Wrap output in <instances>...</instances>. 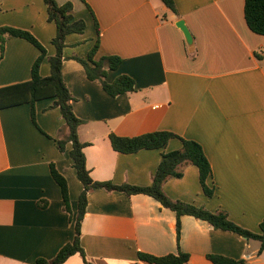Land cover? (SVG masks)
Returning a JSON list of instances; mask_svg holds the SVG:
<instances>
[{
  "label": "crops",
  "instance_id": "crops-1",
  "mask_svg": "<svg viewBox=\"0 0 264 264\" xmlns=\"http://www.w3.org/2000/svg\"><path fill=\"white\" fill-rule=\"evenodd\" d=\"M71 3L83 34L66 37L62 77L83 121L80 142L95 182L149 186L163 153L179 150L171 139L163 149L122 154L109 135L134 137L169 131L199 143L212 170L207 196L196 166L168 178L163 189L174 201L223 212L237 226L259 232L264 219V36L252 32L244 17L245 0H173L176 12L161 0H56ZM98 23V29L95 25ZM183 20L192 44L177 26ZM27 30L45 47L40 74L50 75L55 54L54 23L43 0H0V27ZM95 60L118 56L105 81L134 80L132 92L112 97L100 82L87 79L80 63L95 42ZM1 45V44H0ZM39 50L21 38L0 47V89L24 83ZM55 99L0 109V264H36L52 259L75 235L74 219L83 186L70 157L57 146L68 128ZM35 111V125L31 118ZM65 177L70 214L64 210L50 165ZM80 241L91 264H150L138 253L177 254L176 214L146 195L89 191ZM180 250L186 264H212L218 255L243 264H264L260 242L213 228L193 216L181 217ZM64 264H85L79 254Z\"/></svg>",
  "mask_w": 264,
  "mask_h": 264
},
{
  "label": "trees",
  "instance_id": "trees-1",
  "mask_svg": "<svg viewBox=\"0 0 264 264\" xmlns=\"http://www.w3.org/2000/svg\"><path fill=\"white\" fill-rule=\"evenodd\" d=\"M164 5L173 12H176L173 0H161ZM46 6L47 20L54 23L56 34L52 39L55 48L54 56L48 59L50 64V75L43 77L40 74V66L46 57L45 47L27 30L13 27H0V47L3 52L4 43L7 39L21 38L36 47L40 54L32 65L31 78L29 81L0 89V109L10 108L22 104H30L32 108L35 103L53 98L51 107L58 108L68 128V135L59 139L57 146L60 152H65L66 145L71 143L69 152L73 160V167L77 178L83 186L77 205V214L74 219L75 235L71 242L65 244L52 259L38 258L36 264H64L71 256L79 254L85 264H91L86 259L85 251L80 241L81 223L87 207V196L90 190L95 188L106 191H119L128 196L146 195L157 200L163 207L170 209L176 214V242L177 254H169L161 257L138 253V258L150 264H186L189 261V254L180 250L179 240L181 234V217L184 215L193 216L196 219L206 221L215 229L236 233L246 239H253L260 242V252L264 249V219L259 224V232L253 233L243 229L231 222L223 212H210L203 207L193 204L174 201L164 192L163 185L168 178L182 177V168L187 164L197 167L199 181L203 192L211 197L213 190L208 187L207 180L212 170L202 146L193 140L184 139L169 131H154L134 137H121L114 133L109 135L110 143L114 151L122 154H134L141 150L163 149L171 139H179L182 146L179 150L163 153L160 163L153 175L152 183L149 186L115 185L110 182H95L90 177L86 167L84 147L86 144L80 142L78 131L83 121L79 119L72 107L73 97L70 94L62 77L64 60V49L66 48V37L70 34H83L86 24L83 20H74L73 7L71 3L58 4L56 0H43ZM244 17L249 29L261 36H264V0H245ZM98 29V23L95 20ZM99 47L97 40L90 50L86 59L72 56L83 67L86 77L90 81L100 82L103 90L112 97L132 92L135 89L134 80L126 75L118 76L112 83H107L105 77L108 70H116L121 58L118 56H103L98 60L94 59ZM35 125V111L31 113ZM51 175L59 186L64 210L70 214L69 189L65 177L56 169L54 164L50 165ZM207 259L212 264H243L242 261H235L218 255H208Z\"/></svg>",
  "mask_w": 264,
  "mask_h": 264
},
{
  "label": "water",
  "instance_id": "water-1",
  "mask_svg": "<svg viewBox=\"0 0 264 264\" xmlns=\"http://www.w3.org/2000/svg\"><path fill=\"white\" fill-rule=\"evenodd\" d=\"M177 26L181 29L183 32L186 42L188 44H192V35L190 34L188 28L186 27L185 23L183 20L178 21Z\"/></svg>",
  "mask_w": 264,
  "mask_h": 264
}]
</instances>
